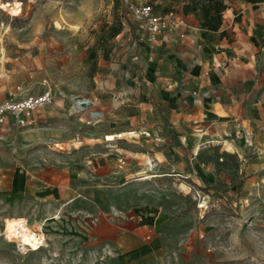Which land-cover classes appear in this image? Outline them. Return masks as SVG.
Segmentation results:
<instances>
[{
    "label": "rangeland",
    "instance_id": "rangeland-1",
    "mask_svg": "<svg viewBox=\"0 0 264 264\" xmlns=\"http://www.w3.org/2000/svg\"><path fill=\"white\" fill-rule=\"evenodd\" d=\"M138 28L123 0H0V101L55 97L28 125H0V264H264V161H152L130 151L142 139L106 140L113 93L97 72ZM19 216L44 235L37 249L7 237Z\"/></svg>",
    "mask_w": 264,
    "mask_h": 264
},
{
    "label": "crops",
    "instance_id": "crops-1",
    "mask_svg": "<svg viewBox=\"0 0 264 264\" xmlns=\"http://www.w3.org/2000/svg\"><path fill=\"white\" fill-rule=\"evenodd\" d=\"M142 34L139 25L128 49L97 72L113 93L102 100L113 123L106 140L142 139L130 151L152 161L169 150L186 161H215L214 150L227 161H264V1L232 0L217 30L179 10L156 39ZM243 128L252 145L236 137Z\"/></svg>",
    "mask_w": 264,
    "mask_h": 264
},
{
    "label": "built area",
    "instance_id": "built-area-1",
    "mask_svg": "<svg viewBox=\"0 0 264 264\" xmlns=\"http://www.w3.org/2000/svg\"><path fill=\"white\" fill-rule=\"evenodd\" d=\"M123 2L131 19L147 31V35H140L139 40H154L160 33L170 29L175 24V14L172 11H161L149 2L139 3L133 0H123ZM180 21L183 22V19ZM181 35H183V32ZM54 99V94L49 88L40 94L28 95L21 99L10 98L0 101V125H9L11 118L18 127L26 126L31 122L35 110L51 103ZM95 113H98V111ZM250 135L251 133L245 128L236 132V137L244 138L248 145H252ZM121 161L125 162L123 159ZM17 249L23 253L29 251L31 246L18 241Z\"/></svg>",
    "mask_w": 264,
    "mask_h": 264
},
{
    "label": "trees",
    "instance_id": "trees-1",
    "mask_svg": "<svg viewBox=\"0 0 264 264\" xmlns=\"http://www.w3.org/2000/svg\"><path fill=\"white\" fill-rule=\"evenodd\" d=\"M262 2L264 0H246ZM184 14L193 13L203 27L217 30L223 22V13L229 6L228 0H184ZM168 12V11H167ZM119 31L114 32L118 33Z\"/></svg>",
    "mask_w": 264,
    "mask_h": 264
},
{
    "label": "bare ground",
    "instance_id": "bare-ground-1",
    "mask_svg": "<svg viewBox=\"0 0 264 264\" xmlns=\"http://www.w3.org/2000/svg\"><path fill=\"white\" fill-rule=\"evenodd\" d=\"M72 98L76 104H79L82 99H85L87 101V105H91L92 103L91 99L79 95H75ZM95 112L96 111L92 110L91 114L96 115L97 113ZM107 138H110V136H108ZM151 176L152 174L145 175L143 177L136 178V180L149 179ZM26 222L28 221L23 216L6 218L5 231L7 233V237H9L11 240L12 238H16L20 242L30 245L31 249H37L43 244L44 235L41 232H37L36 230L31 229L26 224ZM26 240L28 241L27 243L25 242Z\"/></svg>",
    "mask_w": 264,
    "mask_h": 264
},
{
    "label": "water",
    "instance_id": "water-1",
    "mask_svg": "<svg viewBox=\"0 0 264 264\" xmlns=\"http://www.w3.org/2000/svg\"><path fill=\"white\" fill-rule=\"evenodd\" d=\"M80 104L83 105V106H84V105H87V101H86L85 99H82V100L80 101Z\"/></svg>",
    "mask_w": 264,
    "mask_h": 264
},
{
    "label": "snow or ice",
    "instance_id": "snow-or-ice-1",
    "mask_svg": "<svg viewBox=\"0 0 264 264\" xmlns=\"http://www.w3.org/2000/svg\"><path fill=\"white\" fill-rule=\"evenodd\" d=\"M25 242L27 243L28 241L26 240Z\"/></svg>",
    "mask_w": 264,
    "mask_h": 264
}]
</instances>
